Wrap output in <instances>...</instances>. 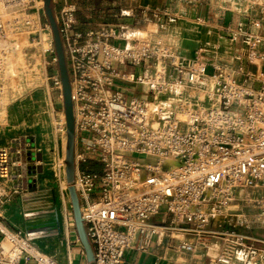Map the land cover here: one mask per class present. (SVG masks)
<instances>
[{"label":"built area","instance_id":"1","mask_svg":"<svg viewBox=\"0 0 264 264\" xmlns=\"http://www.w3.org/2000/svg\"><path fill=\"white\" fill-rule=\"evenodd\" d=\"M61 1L51 7L71 89L73 179L55 147L49 166L67 197L75 190L94 264H123L152 243L201 264H264V237L248 232L264 229V0L207 1L196 20L205 39L192 48L168 9L123 8L113 18L133 25L83 26ZM43 5L0 0V118L25 50L37 48L53 67L47 101L65 142L52 37L39 49ZM45 161L23 132L0 145V264H58L35 247L27 217L56 216L54 188L40 189Z\"/></svg>","mask_w":264,"mask_h":264},{"label":"rangeland","instance_id":"2","mask_svg":"<svg viewBox=\"0 0 264 264\" xmlns=\"http://www.w3.org/2000/svg\"><path fill=\"white\" fill-rule=\"evenodd\" d=\"M46 28L44 27L43 30ZM36 50L37 48L31 47L25 50L23 65L26 68V73L22 78L17 80L15 85L16 90L8 93L5 116L0 118V145L7 141L8 135L14 136V134L20 131L32 137L36 144L40 146L42 156L46 160V167L40 177V189L43 190L51 186L54 188L56 216L55 218H46L44 220H30L35 230L41 228L45 231L42 234L43 237L41 239L34 238L35 241L33 243L37 249L56 263L68 264V259L73 253L71 238L74 237V233L76 235L72 210L69 199L65 194L64 181L54 180L51 172L52 167L49 166L53 159L51 151L54 147L60 156H65L66 141L63 142L59 136L54 134V119L47 101L45 75L50 77L53 67L48 65L50 63L49 57H46L45 61L43 56H40V52ZM35 67L37 68L35 69ZM51 100L54 106L62 108V101L58 98L53 96ZM89 169L95 171L94 168ZM20 219L22 218L20 217ZM247 221L251 222L252 219ZM19 223L23 225L22 220ZM236 223L238 222L236 221ZM248 232L259 237H264V229L253 228ZM74 255L73 263L80 264V257L75 253ZM177 256L180 262H184L187 259L178 254ZM190 259L200 262L202 256L196 255L190 257Z\"/></svg>","mask_w":264,"mask_h":264},{"label":"crops","instance_id":"3","mask_svg":"<svg viewBox=\"0 0 264 264\" xmlns=\"http://www.w3.org/2000/svg\"><path fill=\"white\" fill-rule=\"evenodd\" d=\"M77 8L76 19L83 26L96 25H125L131 26L133 22L125 18H113L112 13L123 8L136 10H147L154 12L168 9L178 18V25L175 29L178 37L185 40L192 48L205 39L203 29L196 25V20L206 19L208 10L206 2L209 0H68ZM58 4L61 0H56ZM260 16L261 13L256 12ZM227 19V16H225ZM72 254L70 261L73 263L74 253L78 255L80 251L77 235L73 234ZM165 243L173 244L169 238L164 239ZM79 256V255H78ZM80 257V264H86L84 258ZM158 258V259H157ZM123 264H201L193 259L187 258L185 262H180L176 253L166 249L156 248L152 243L145 252L128 250L124 254Z\"/></svg>","mask_w":264,"mask_h":264},{"label":"water","instance_id":"4","mask_svg":"<svg viewBox=\"0 0 264 264\" xmlns=\"http://www.w3.org/2000/svg\"><path fill=\"white\" fill-rule=\"evenodd\" d=\"M43 4H44L43 11L51 33L53 47L58 61L57 69L62 85V99H63L62 108L66 122V144H65V156H64L65 178L67 181H71L74 176V147H75L71 89H70L69 77L67 73L66 62L62 50V45L52 13V7H51L52 0H43ZM67 192L69 197V204L72 210V218L74 222L75 232L77 235L78 242L84 251L86 264H94L93 251L88 242L85 228L81 219L77 195L72 186H68Z\"/></svg>","mask_w":264,"mask_h":264},{"label":"bare ground","instance_id":"5","mask_svg":"<svg viewBox=\"0 0 264 264\" xmlns=\"http://www.w3.org/2000/svg\"><path fill=\"white\" fill-rule=\"evenodd\" d=\"M40 38H41V40H40V44H39V49H40L41 52H44V51L49 49V46H50V43H51V34H50L49 28L41 31ZM43 215L44 214L42 212L35 211V213H32L29 216L27 215V217L41 219ZM233 216H234V218H237L238 215L235 214ZM33 230H35V228ZM35 231L36 232H33V234H34L35 238H37V239H41L43 237V235H42L43 232H45L41 228L38 229V230H35ZM215 249H216L215 247H211L208 255L214 254L215 253ZM69 261H70V258L68 259V262Z\"/></svg>","mask_w":264,"mask_h":264}]
</instances>
